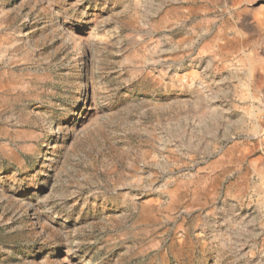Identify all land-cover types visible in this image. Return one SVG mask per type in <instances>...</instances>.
<instances>
[{
  "label": "rangeland",
  "instance_id": "rangeland-1",
  "mask_svg": "<svg viewBox=\"0 0 264 264\" xmlns=\"http://www.w3.org/2000/svg\"><path fill=\"white\" fill-rule=\"evenodd\" d=\"M0 264H264V0H0Z\"/></svg>",
  "mask_w": 264,
  "mask_h": 264
}]
</instances>
